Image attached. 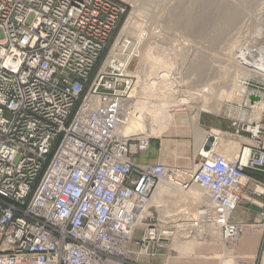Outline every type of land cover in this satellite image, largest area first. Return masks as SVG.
<instances>
[{"label": "built area", "instance_id": "obj_1", "mask_svg": "<svg viewBox=\"0 0 264 264\" xmlns=\"http://www.w3.org/2000/svg\"><path fill=\"white\" fill-rule=\"evenodd\" d=\"M128 12L122 0H0V264H132L133 241L148 250L212 228L236 246L238 206H264V43H240V96L217 114L231 130L205 129L191 178H168L178 167L137 160L153 137L124 131L133 38L113 47ZM165 181L197 183L209 201L165 213L153 204Z\"/></svg>", "mask_w": 264, "mask_h": 264}, {"label": "rangeland", "instance_id": "obj_2", "mask_svg": "<svg viewBox=\"0 0 264 264\" xmlns=\"http://www.w3.org/2000/svg\"><path fill=\"white\" fill-rule=\"evenodd\" d=\"M122 1L125 2L129 7V12L126 17L128 18V16L132 12H134L135 14V17H134L135 27L133 29V34L140 33V34H147L148 36L150 35L149 40H147V44L145 46L148 49L143 47V49H145L143 50L144 51L143 53L145 54L148 50L150 53L152 54L154 53L153 56L159 55L160 57L165 58L168 61L170 60L169 62L171 64L170 65L171 67L168 72L166 71L159 72L161 73L160 74L161 76L157 74L150 75L149 81H147V83L149 82L151 85H161L162 86L161 90L165 91L164 95H160L159 93H155L154 95H152L151 98H153V100L156 101L157 97L161 99H168L170 97L175 98L177 95L181 96L183 95V93L184 94H188L189 92L194 93L195 91L196 92L199 91L201 87L206 86V85L211 86L213 88L212 90L215 93L214 96H215L216 102L217 100L218 101L220 100L219 98L221 99L224 98L223 101L221 102L219 101L220 104H222L225 100H230V99H226L225 93H221L222 87L218 83H216L214 74H216V77H217V75H220L221 73V75L224 78L226 79L231 78L233 81L235 80L233 77L237 75L238 70H240V68L236 66L234 63V57L232 55L233 51H231L230 53L226 51V54H225V50L220 49L218 45H222L224 43V40L223 42L222 41L220 42L222 44L219 43V44L213 45L212 48L210 46L207 47L208 44L210 45L209 38H208L210 35L208 34V32H210L211 34L216 32V29L220 27V23L223 25L222 21H219L220 23L218 21L214 22V24L211 25L212 27L215 25L213 29L212 27H210L211 30H207L206 33H203L201 35L197 32L196 23H195L196 25L194 24L195 29H193L192 27H190L189 29H186L185 27H182V25L181 27L175 26L172 21V19H174L176 15L175 10L178 9L180 11L183 9L182 7H179L180 9L176 7L177 4H179L178 1H182V4L184 5V3L187 0H122ZM227 1L228 3L233 4V6L238 7L241 10L243 11L245 10L243 19L247 23L246 24L244 22L245 28L247 27L246 29L248 30L246 33L244 32L241 35H245V34L253 35L254 29L260 28V30L262 31L264 30V0H254L255 2H252L253 0L252 1L227 0ZM234 2L236 3L234 4ZM212 8H213L212 13H214L216 9L215 7H212ZM171 13L172 14L174 13V14L172 15ZM246 17L247 19H245ZM216 23H218V26ZM251 26H254V27H251ZM248 31H251L252 33ZM117 35H118V32L114 34V36L112 37V41L116 38ZM263 38H264V31L262 32L260 36L256 37V40H259V39L262 40ZM244 39H248V38L246 36H243V39L240 38L241 41ZM130 49H131L130 52H133V53H134V50H136V49H133L132 47ZM204 49L205 50L209 49V51L207 50V53L209 52V55H210L208 56V59H209L208 68L204 70V72L208 73L209 70L210 69L211 70L209 72V75L204 73L203 75L204 77L200 76L199 78H197L196 73H194L193 71L191 72L190 62H192V59L195 56H197L195 54H197L198 52H201ZM106 52L107 50L105 51L103 57L105 56ZM222 52L224 53V55H222ZM140 53H138L139 56H141ZM137 60L138 59H135L136 63H137ZM232 63L235 66L231 67L230 65ZM137 64L139 66V70L141 74L148 73L149 65L144 59H142V61H140V63H137ZM135 74L138 76V73H135ZM176 89L177 90L181 89V90H186V91L184 92L181 91L180 93H177L176 95L175 94V92H177ZM219 95L220 97L217 98ZM212 100L214 101L213 98ZM200 105H205V104L200 103ZM216 105L217 104H215L214 107H216ZM193 111L194 110L189 108L188 105H183L179 108L171 107V109L168 111L162 110V111L155 112L156 114L155 119L159 127L163 128L166 125L167 126L174 125V123L170 124V120L172 119L174 120V114L178 118L179 117H189V116L192 117ZM202 113L205 114L202 119L204 129H208L209 127L216 126L218 129L222 128V129L231 130V122L224 115L223 109H221V116L217 114H211L209 112L208 113L202 112ZM178 129L179 130L176 131L177 130L176 128H172L171 132L165 133L162 137H159V138L153 137L149 150L144 153L145 155L140 154L138 159L140 161H146V162H152V163L163 162V163L170 164L178 168H191L192 166H194L195 162L202 160V157L199 155H196L197 153L194 150L196 148V134L193 130V122H192V130L194 132V137L188 129L182 128V127H179ZM194 138H195V142H194ZM232 146L237 147V144L232 142V144H230V147L232 148ZM166 147H168V150H165ZM183 148H186V152L181 154V156L179 157L178 151H176V149L180 150ZM161 155H162V158L160 159ZM174 196H175L176 201L175 200L173 201L170 199V197L165 196L164 206L166 205L165 206L166 208L164 207V210H163L164 212L167 211L165 213H168V214L171 212L174 213V211L177 210V209H173L174 207L184 204L185 203L184 201L189 200L188 195H186L188 197L186 198L185 194L183 195L184 196L183 197L179 192L177 193V195H174ZM172 198L174 199V197ZM179 199H182V201ZM260 202H264V200H260ZM192 206L194 207L195 205H191V207ZM195 207H197V205ZM181 209L182 208L178 209L179 212ZM243 209L245 211H243ZM262 212H264V206H261V204H255V203H248V204L242 203L236 209L234 216H233L234 220L238 222H243V223L263 225L262 227L263 229L261 231H254V232L243 231L241 233L240 239L235 249V252L239 255L236 259H235V254L233 250L230 251L231 256L228 255L223 250L224 245L219 242L217 243L205 242V243H199V244L198 243L191 244L192 246L188 248L190 250L188 254L192 255L194 251L195 252L199 251L207 255L208 259L207 258L201 259V264H221L220 259L213 260L210 258L215 252H218L220 254H223V253L226 254L230 264H242L243 261L250 262V264H253V263L254 264H264V216L262 215ZM238 216L241 217L240 220ZM247 233L254 235L259 245L258 253L254 256L249 255L247 257L244 252H241V247H242V242H243L242 237ZM135 237L141 238L142 235L141 236L136 235ZM179 239H182V238H179ZM172 242L173 241H171V243H169L168 245L164 247L150 246V248L147 250L146 246H142L141 244H137L135 243V241H133V244H131L132 248H134L137 251H141L142 254L138 256L139 258L130 256V258L128 257V261L132 264H196L195 259L190 260L189 258L179 257L178 256L179 252L177 250L171 249L170 247ZM174 242H177V240ZM251 244L253 243H249V245ZM191 251H193V253Z\"/></svg>", "mask_w": 264, "mask_h": 264}, {"label": "bare ground", "instance_id": "obj_3", "mask_svg": "<svg viewBox=\"0 0 264 264\" xmlns=\"http://www.w3.org/2000/svg\"><path fill=\"white\" fill-rule=\"evenodd\" d=\"M249 1H252V0H249ZM178 2H179V4H177L176 7L177 8L182 7L183 9L181 8L182 10H180V11L178 9L175 10L176 15H175V18L172 19L175 26L181 27V25H182V27H185L186 29H189L190 27L195 29L194 24L196 23L197 24V32L202 35L203 33H206L207 30H211L210 27H212L211 25H213L214 22H216V21H218V22L222 21L223 22V25L219 22L220 27L218 29H216V32H214V30H213V32H214L213 34L208 32V34L210 35L208 37L210 45L208 44L207 47L210 46L212 48L213 45L219 44L221 41L223 42V40H224L223 44L220 43L222 45H218L220 47V49L225 50V54H226V51H228V53L233 51L232 55L234 57V63L236 66H238L240 68V70H238L237 75L235 77H233L235 80L233 81L231 78L226 79L221 75V73H220V75H217V77H216V74H214L215 75L214 78L216 80V83H218L222 87L221 93L226 94L225 95L226 99H230V100L238 99L240 94H239V87L237 86V79H238L239 75L244 73V69H242L239 66L238 61H237V52H239L238 49L240 48V45H241L240 43L244 40H249V39L252 41L256 40V37L260 36L264 30L262 31L259 28V29H254L255 30L254 31L252 28V30L254 32L253 35H251V34L241 35L244 32L246 33L248 30V29H246L247 27L245 28V24H244L245 21L243 19L245 10L243 11L240 8L233 6V4L228 3L227 0H187L184 3V5L182 4V1H178ZM252 2H255V1L253 0ZM235 3L236 2H234V4ZM243 3H245V2H243ZM238 6H239V4H238ZM212 7H215V9H216V10L214 9L215 10L214 13H212V11H213ZM244 9H246V8H244ZM195 10H197V11H195ZM253 13H255V12H253ZM134 17H135L134 12H132L128 16L124 25L122 26V30H121L119 38L116 42V45L113 47V52L115 53V51H118L117 55L120 56L122 54V50L124 47L121 48V51L118 50V48H119L118 42H120L124 37H132L133 42H132L131 47L133 49H136V50H134V53L130 52V54L128 55V63L130 65V69L134 70V68L137 67V68H135V71H132V70L131 71L138 73L137 86H136L135 90L133 91V93L131 95V99H130L131 102L134 104L135 109H134V113H133L131 119L129 120L128 124L125 126L124 131H125V133H134V132L146 131L152 137H160L162 127H159L158 123L156 122L155 112L162 111V110L168 111L171 109V107H174V108L178 107L179 108L183 105H188L189 108L194 110L191 118H192V122H193V130L196 134V148H195V151L197 153L196 155L202 156V154L206 153V149L209 148V146H207L205 149L203 148V143L206 139L207 134H206L205 129L200 124L201 113L203 111H205L206 113L209 112L211 114H219L220 113V107H221L220 106L221 104L219 103V101L220 102L223 101L224 98L223 99L219 98L220 97V95H219L217 98H219L220 100L219 101L217 100V102H216L215 96H214L215 93L212 90L213 88L211 86L206 85L207 87L203 86L200 88L199 91H197V92L195 91L194 93L189 92L188 94H184L183 92L186 90H181V89L177 90L176 89V91H177V92H175L176 95H177V93H180L181 91H183L182 92L183 95H181V96L177 95L175 98L170 97L168 99H161V98L157 97L156 101L153 100V98H151L152 95H154L155 93H159L160 95H164L165 91L161 90V88H162L161 85H151L148 82L150 84L149 85L147 83V81H149L150 75H153V74L160 75L161 73H159V72H163V71L168 72L170 70L171 64L169 62L170 60L168 61L165 58L160 57L159 55L153 56L154 53L152 54L148 50L145 54L143 53L144 52L143 50H145V49H143V47L146 48L145 46L147 44V40H149L150 35L148 36L147 34H140V33L133 34V29L135 27ZM245 19H247V17ZM216 24L218 26V23H216ZM213 27H212V29H213ZM251 27H254V26H251ZM248 32L252 33L251 31H248ZM208 34H206V35H208ZM243 36H246L248 39H244L241 41L240 38L243 39ZM239 40H240V42H239ZM260 41L264 43V38ZM262 45L264 46V44H262ZM146 49H148V48H146ZM209 49H206V50L204 49L201 52H198L197 54H195L197 56H195L192 59V62H190L191 72L193 71L194 73H196L197 78H199L200 76L204 77L203 76L204 73L209 75V72L211 69L209 70L208 73L204 72V70H206L208 68V65H209L208 56H210V55H209V52L207 53V50L209 51ZM262 50H263V55H264V47L262 48ZM130 51H131V49H130ZM219 51H221V50H219ZM213 52H215V51H213ZM138 53H140L141 56H139ZM222 55H224L223 52H222ZM135 59H138L137 63H140V61H142V59H144L147 62V64L149 65L148 66L149 67L148 73H146V74L140 73L139 66L135 62ZM235 65L232 63L230 66L232 67ZM201 71H202V73H201ZM200 73H201V75H200ZM143 76L145 77V79ZM205 88H207V90H209L211 92L210 93L211 95L209 93H207V95H205L203 93V92H205ZM212 98L214 99L215 102L212 100ZM200 103H204L205 105H200ZM215 104H217L216 107H214ZM172 123H174L173 119L170 120V124H172ZM160 125H162V124H160ZM213 128L218 129L217 127H213ZM233 143H236L237 147L232 146V148H231L229 145V147H227V149L225 150L227 153H230V152L239 148L238 142L233 141ZM198 164L199 163H196V165L192 166L191 168H174L172 174H170V175L168 174V178L170 176H172V177H176V178H179L182 180H188L191 178V172L197 168ZM178 192L182 196L185 194V197L186 198L189 197V200L184 201L185 202L184 204L178 205L177 207H174V208L172 207L173 209L178 210V209L182 208V210L183 209H191L192 210V209L196 208L195 207L196 205H198L200 203H207L209 201V194H208L207 190L205 188H203L202 186L196 184V183H192L191 185L184 187V186H182L178 183H175V182L165 181L157 189V191L154 195V198H153V204L156 206H163L162 209L164 210V207L166 206V205L164 206L165 196H168V197H170L171 200L176 201L174 195H177ZM186 195H188V197ZM172 197H174V199ZM179 200L182 201V199H179ZM188 203H190V204H188ZM191 205H195V206L191 207ZM177 210H175L174 212H176ZM165 212H167V211H165ZM177 212H179V210ZM262 227H263L262 224L261 225H254V224L253 225H245L244 230L245 229L247 230L249 228H262ZM139 230H141V229H139ZM176 240H177V242H174ZM195 242H202V243H205V242L217 243V242H219V243H222L224 245V249H223L224 252H226L230 256H231L230 251L233 250V246H230L229 243L223 241L220 234L218 233V231L215 228L210 229V234L207 237L197 235L194 237L185 238L184 240L179 239V237H177L173 240L170 247H178V244H182L184 246V244H193ZM171 249H175V248H171ZM140 254H142L141 251H137V250L133 249L132 246L130 247L129 252H128L129 256L139 258L138 256H140ZM223 264H230L226 254H225V256H223Z\"/></svg>", "mask_w": 264, "mask_h": 264}, {"label": "crops", "instance_id": "obj_4", "mask_svg": "<svg viewBox=\"0 0 264 264\" xmlns=\"http://www.w3.org/2000/svg\"><path fill=\"white\" fill-rule=\"evenodd\" d=\"M204 115L205 114L202 113L201 117H200V123H201L202 127H204L203 122H202V119H203ZM179 127L188 129L191 132V134L193 135V137H194V132L192 130L191 117L189 116V117H179L178 118L177 116H175V114H174V125H172V126H167V125L164 126L162 128V130H161V136L160 137H162L167 132H171L172 128H176L177 129L176 131H178ZM214 127H216V126H214ZM157 138H159V137H157ZM194 142H195V138H194ZM165 150H168V147H166ZM176 151H178V154H179V157H180L181 154L186 152V148H183V149H180V150L176 149ZM143 155H145V154H143ZM138 158H137V160L139 162H146V161H140ZM161 158H162V155L160 156V159ZM243 211H245V210L243 209ZM238 218L240 220L241 217L238 216ZM242 220H243V218H242ZM244 225H253V224L252 223H244ZM254 225H261V224H254ZM262 229L263 228H249V229H247V230L245 229L243 231H252V232H254V231H261ZM136 235H140L141 236L142 235V231L138 230L136 232ZM242 241L243 242H242L241 252H244L246 254V256H249V255L254 256V255H256L258 253L259 245H258V242H257V240H256L254 235L247 233V234H245L242 237ZM195 243L199 244V243H202V242H195ZM249 243H253V244L249 245ZM191 246H192L191 244H185L184 246L182 244H178V247H171V248H175L174 250L177 249V251L179 252L178 256L181 257V258H189L190 260L195 259L196 260V264H201V259H206V258L208 259L207 255H205V254H203L202 252H199V251H196V252L194 251V253H193V251H191L193 254L192 255L188 254V252H190L188 247L190 248ZM235 249H236V246L233 247V252L235 254V259H236L239 255L235 252ZM223 256H225L224 253L220 254L218 252H215L210 258L213 259V260L214 259H220L221 260V264H223Z\"/></svg>", "mask_w": 264, "mask_h": 264}]
</instances>
